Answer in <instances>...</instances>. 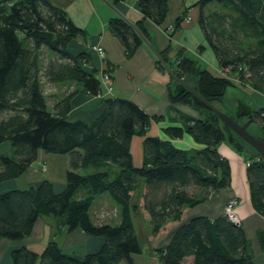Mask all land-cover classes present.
I'll return each instance as SVG.
<instances>
[{"label": "trees", "instance_id": "obj_1", "mask_svg": "<svg viewBox=\"0 0 264 264\" xmlns=\"http://www.w3.org/2000/svg\"><path fill=\"white\" fill-rule=\"evenodd\" d=\"M110 1L119 6L128 0ZM137 1L141 15L135 23L152 40L146 21L163 25L169 0ZM195 5L201 6L199 23L220 67L264 94V0H198ZM189 9L169 28L170 43L160 52L179 77H196L197 90L218 106L228 88L236 84L207 69L199 57L205 46L199 45L198 54L181 48L170 56L175 48L172 38L182 30ZM109 25L126 47L128 59L144 45L118 15ZM81 35L84 31L68 13L49 0H0V115L8 112L0 119V146L6 143L9 147L0 152V184L23 175L37 160L39 149L70 157L67 185L61 192L49 180L0 191V237L23 240L31 235L39 217L52 215L70 232L82 229L105 239L97 251L84 255L65 252L55 240L41 253L20 246L11 251L13 264H134L132 256L141 253V244L133 224L131 197L140 179L146 185L143 206L151 214L153 234L170 221H181L186 207L231 185V165L219 151L230 138L218 116L157 61V68L170 77L172 103L199 113L198 117H185L184 126L165 128L167 134L180 138L189 133L203 147L187 150L170 139L148 136L152 120L162 116H150L130 98L108 92L103 76L109 74L115 85L116 65L106 61L101 72L88 71L89 56L84 52L74 55L70 50L73 39ZM44 52L57 59L45 64ZM45 83L80 85L87 93L103 95L106 108L89 122L69 120L71 99L79 88L50 105ZM250 113L264 130V107ZM135 135L144 136L140 167L134 165L131 151ZM231 143L247 152L252 204L264 216V161L252 150ZM80 190L85 194L78 198ZM104 193L119 208L117 224L97 223L92 217V207ZM257 236L264 247V230L259 229ZM156 254L161 264H183L187 256L194 257V264H256L244 228L226 214L215 219L191 218Z\"/></svg>", "mask_w": 264, "mask_h": 264}, {"label": "crops", "instance_id": "obj_2", "mask_svg": "<svg viewBox=\"0 0 264 264\" xmlns=\"http://www.w3.org/2000/svg\"><path fill=\"white\" fill-rule=\"evenodd\" d=\"M52 4L64 9L74 23L84 31V35L73 39L70 50L74 55L84 52L90 58L86 64L88 71L101 72L105 62L110 61L116 65L115 85L112 94L124 96L142 107L150 116H162L161 119L152 120L148 136H159L170 139L176 146L187 150H199L203 146L197 143L189 133L183 137L171 138L165 128L173 125L184 126L185 117H198L199 113L190 106L173 104L169 93L170 77L157 68V61L152 52L144 44L141 45L133 57H126V47L111 31L109 21L115 16V12L102 0H49ZM198 0H169V14L163 25H156L147 20L152 42L162 51L170 43L169 25H174L176 18L188 7V17L182 23V30L172 38L174 50L170 56L184 48L189 52L198 54L199 45H204L205 50L199 54L200 59L207 69L214 75L223 70L218 62L212 47L209 46L200 26L201 6L194 3ZM119 8L132 20L136 21L141 11L137 0L121 2ZM100 46L104 50L102 56L94 47ZM232 77H236L231 73ZM51 99L54 101L68 94L75 88L78 92L71 99L69 120H81L89 122L100 116L106 108L103 95L87 93L83 87L75 83L51 84ZM59 87L61 90L59 91ZM244 93L251 96L246 100L233 93V98H228L226 92L224 102L235 101L246 107L248 111L264 107V94L251 86L239 87ZM232 92V91H231ZM231 94V93H230ZM234 99V100H233ZM231 100V101H229ZM238 104V105H239ZM240 107V106H239ZM144 136L135 135L131 142L134 165L140 167L144 163ZM223 157L229 160L232 179L228 188L219 190L206 201L194 206L186 207L181 221L168 222L158 234H153L151 214L144 208L146 185L143 179L139 180L137 189L131 197V213L134 228L141 244V253L134 254V264H161L156 254L157 249L166 246L171 241L175 231L184 223L195 216H207L215 219L224 214L226 203L233 197L238 200L236 212L241 219L247 237L252 242L256 264H264V247L257 236L259 229L264 230V216L253 206L249 178L247 174V152L233 145L229 139L225 140L219 148ZM69 155L47 153L39 149L35 163L20 177L8 180L0 184V191L25 187L30 183H41L49 180L54 185L56 192H61L67 185V170L69 168ZM45 166V169H43ZM85 194L84 190L77 193L80 198ZM92 217L97 223L120 222V211L110 195L101 194L96 199L92 210ZM57 241L67 253L84 255L97 251L105 242L101 236L86 234L82 229L68 231L67 226L52 215L39 217L35 227L28 237L23 240H9L0 237V264H13L11 251L20 246H28L41 253L48 242ZM121 264H126L122 262ZM183 264H194V257L187 256Z\"/></svg>", "mask_w": 264, "mask_h": 264}, {"label": "water", "instance_id": "obj_3", "mask_svg": "<svg viewBox=\"0 0 264 264\" xmlns=\"http://www.w3.org/2000/svg\"><path fill=\"white\" fill-rule=\"evenodd\" d=\"M102 1L138 34L143 44H145L152 52L156 61L166 68L169 75L177 81L184 90L192 93L218 116L219 120L224 124L225 129L228 131L231 142H234L242 148L252 150L264 161V130L257 123L255 116L250 113L245 106L239 105L240 107L237 115L233 116L229 112L220 109L214 103L207 100L196 88V85L199 84L196 77H179L171 65L162 57L160 50L143 33L137 24L119 8V6H116L110 0Z\"/></svg>", "mask_w": 264, "mask_h": 264}, {"label": "rangeland", "instance_id": "obj_4", "mask_svg": "<svg viewBox=\"0 0 264 264\" xmlns=\"http://www.w3.org/2000/svg\"><path fill=\"white\" fill-rule=\"evenodd\" d=\"M174 44V43H173ZM44 50H45V48H43ZM51 58H54V59H57V56L56 55H47V53L46 52H44V54H43V62L46 64ZM239 80V79H238ZM239 82H241V80H239ZM236 86H239V87H246V86H248V85H244V83L242 84V85H236ZM51 89H52V87H51V84H49V83H45L44 84V90H45V92H46V94H47V96H48V102L50 103V104H52V99H51V97H52V95H51ZM59 91L61 90V88L59 87V89H58ZM232 91V92H231ZM231 93V94H230ZM233 93H235L238 97H240V96H242L243 98H245L246 100H249V98L251 99V96L249 95V94H247V93H244L242 90H240L239 88H236L235 86H230L229 88H228V98H233L234 97V95H233ZM234 100V99H233ZM229 101H231V100H229ZM238 102H236V100L235 101H232V102H228V103H226V102H219L218 103V106H219V108L220 109H222V110H224V111H227V112H229L230 114H232L233 116H236L237 115V113H238V111H239V105H241V104H239ZM8 115V112L7 113H3L2 115H0V119L2 118V117H5V116H7ZM8 144H3V145H1L0 146V152H4L5 150H8ZM28 185H25V187H27ZM107 194V193H106ZM108 195V194H107Z\"/></svg>", "mask_w": 264, "mask_h": 264}, {"label": "built area", "instance_id": "obj_5", "mask_svg": "<svg viewBox=\"0 0 264 264\" xmlns=\"http://www.w3.org/2000/svg\"><path fill=\"white\" fill-rule=\"evenodd\" d=\"M172 25H169V28H171ZM94 49L99 52L102 56L104 55V50L100 46H95ZM222 73H218V76L221 77H228L231 81H233L236 85H242L243 82H239V78L232 77L231 74L228 73V69L222 70ZM239 79V80H238ZM103 83L106 86L108 92H113L114 87V81L113 78L109 74H105L103 76ZM246 165H248V161L246 160ZM43 169H45V166H43ZM238 206V200L233 197L231 198L224 207V214H226L233 222H235L238 225H241V219L238 217L236 212V207Z\"/></svg>", "mask_w": 264, "mask_h": 264}]
</instances>
